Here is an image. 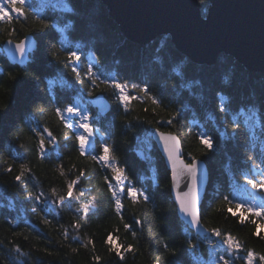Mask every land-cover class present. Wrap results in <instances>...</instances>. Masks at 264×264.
<instances>
[{
  "label": "trees",
  "instance_id": "16d2710c",
  "mask_svg": "<svg viewBox=\"0 0 264 264\" xmlns=\"http://www.w3.org/2000/svg\"><path fill=\"white\" fill-rule=\"evenodd\" d=\"M34 1L38 8L41 1ZM198 1L206 11L210 1ZM72 4L76 9L70 16L74 22L73 39L93 46L104 66H117L120 78L128 82L134 81L141 86L146 83L150 94L162 101L161 107L145 99L132 101L127 109L115 105L111 108L112 125L107 135L114 136L113 154L124 163L128 175L135 179L137 165H142L132 149L138 146L139 140L148 141V134L159 128L177 134L185 154L200 158L209 169L211 184L218 183L223 191L224 164L231 159L233 165L244 166L253 155L246 134L220 109L226 106L232 110L239 104L255 106L264 124V74L245 70L225 54L219 56L213 66L194 64L176 50L169 36L157 37L148 44L134 43L125 38L100 0H72ZM35 8L31 0V7L25 8L26 19L14 16L12 23H0L2 261L4 264H97L94 257L100 256L99 264H190L191 252H196L195 244L178 217L165 166L159 165L160 185L152 194V202H134L126 198L121 201V214H117L111 168L91 159L92 155L81 156L75 132L83 133V130L74 120L68 119L66 124L55 115L54 109L72 105L75 95L82 93L90 97L88 92L75 87L82 85L94 93L97 90L83 73L78 80L71 66H66L68 52L57 42L52 15L40 16L34 12ZM27 34L36 40L32 60L23 67L11 65L2 54V44L8 38L19 41ZM177 67L181 68L180 76L188 80L187 90H183L180 76L174 71ZM50 79L63 80L70 87L52 86ZM77 90L82 92L76 94ZM223 97L229 100L225 104ZM84 103L90 105L88 100ZM90 106L86 108L88 123L95 116ZM39 108H44V112H39ZM206 111L215 117L217 125L227 135L236 128V139L221 141L220 131L213 130V122L209 121V126L203 123L210 127L214 137V149L207 150L200 143V130L192 125L190 117L191 112L202 116ZM173 116L172 125L159 123ZM42 127H47L56 137L54 143L46 145L49 154L43 159L38 154L39 137L31 131ZM21 165L29 171L17 181L15 177L20 175ZM9 167L10 172L7 171ZM81 170L84 176L74 190L72 201L53 205V200L66 195L68 182ZM108 181L112 183L111 190ZM222 191L218 192L211 185V198L204 202L201 211L205 226L233 234L246 249L264 254V238H261L264 233L261 232V237L254 236L255 225L250 221L239 223V217L228 212ZM40 193L44 195L37 201ZM74 222L80 224L78 230L72 227ZM125 224L130 228L126 230ZM65 229L68 230L67 239L63 236ZM109 234L120 246L123 259L106 243ZM129 245L132 250L126 251ZM16 247L21 249L19 253Z\"/></svg>",
  "mask_w": 264,
  "mask_h": 264
},
{
  "label": "snow or ice",
  "instance_id": "6c2138e0",
  "mask_svg": "<svg viewBox=\"0 0 264 264\" xmlns=\"http://www.w3.org/2000/svg\"><path fill=\"white\" fill-rule=\"evenodd\" d=\"M55 3L63 5L62 8L59 10L68 13V14H74L76 9L74 8L72 4V0H54ZM26 7H31V0H0V23H12L14 16L16 18L23 17L27 18V14L25 12ZM14 14V15H13ZM44 27H48V25H44ZM72 23L69 22L68 25L65 27H60L59 31L64 32L66 28H71ZM15 29H13V32ZM9 45H12V40H9L7 42ZM27 45H28V38L26 37L25 40L17 42L14 44L15 52L18 53L19 57L21 58L19 60L20 64L24 63V59L26 58V51H27ZM32 46L36 47L35 40L32 41ZM80 45H77V48L80 49ZM55 55V53H54ZM91 59H94V57H90L89 65L87 68V71L84 72V77L87 78L91 86L98 87L97 81L100 79V76L103 75L102 73L93 72L94 65L91 63ZM80 60L81 55L80 51L78 50H69L67 53V64L66 66H71L72 72L75 74L77 79L79 80L81 77V73L79 71L80 68ZM176 71L177 75H182V71L180 67H177L174 69ZM11 76V73L9 74ZM14 78V77H12ZM81 82H83L81 80ZM103 83L109 85L112 87L115 92L118 94L119 102L125 106V109H127V106L131 101L142 99V97L138 95H130L129 94V84L127 81L121 82L117 77H105V79L102 81ZM51 83V82H49ZM132 89L138 90V92L143 93V99L151 100L152 104L156 107H161L162 101L158 100L155 96H152L149 91V86L145 83L143 86L139 84H133L131 85ZM89 95H91V92H89ZM227 97H223L224 101H227ZM155 108H153V112H155ZM227 107H221L220 111L227 112ZM243 110V109H242ZM39 112L43 113L44 108H39ZM147 111V109H145ZM55 115L60 118L61 122H64L67 124L68 119H72L75 121L76 125L79 129L83 130L82 134L76 135L75 139L78 143V152L81 156L86 155V153H91L95 151L94 145L89 143L90 137L93 135V128L88 123L89 121V115L82 106H72L69 104L66 107H57L54 109ZM181 113L178 111L177 115H180ZM258 115V112H257ZM175 117L173 116L172 119L168 120H161L159 123L172 125L173 120ZM210 119L215 120L214 116H210ZM233 121L235 123V117H233ZM195 122V121H194ZM71 127L72 125H67ZM264 127V125H262ZM32 132L36 134L37 137H39L38 141V148H39V156L41 159L45 158L48 153V149L46 147L47 144L54 143L56 141V137L53 135V133L47 128H32ZM237 129L234 128L231 135H227L225 132H220L219 135L223 139H236L237 135ZM153 135H157L159 137V140L163 142V148L164 151L167 153L168 160L171 162L172 166V177L174 183V187L179 189V179L178 177L181 175L187 174V177H190L191 183L190 185H186L188 187L187 192H181L177 191L176 194V200L179 203V210L181 213H183L186 217H190V223L193 225H199L200 224V218H199V210L197 206V197H196V190H197V169H198V162L193 159L191 163H185V161L181 158L180 152V140L177 138L176 135H173L172 133H164L161 132L159 129H156ZM67 139V137H66ZM199 140L202 145L206 147L207 150H212L214 147V140L213 137L208 134L207 132L201 131L199 133ZM91 159L97 162H102L105 165L109 166L111 168V172L113 173L112 179L116 182V186L118 190L112 191V196L115 197V210L117 214H121L123 205L120 199V196L124 194L125 188L123 186V181L127 180V176L124 173V169L119 166H113V160L114 156L112 155V149L108 144H104L102 147V152L99 155H92ZM249 160L252 161L251 167L252 168H260V165L253 160L251 156L248 157ZM22 171L20 175H17L15 179L19 181L21 177L24 175L25 171H29L28 169H24V166L21 165ZM11 167L7 169V171H11ZM63 170H61V175H63ZM84 176V171L81 170L80 174L74 179L68 182L67 184V192L66 195H61L58 197V200H53V205L60 204L63 205L66 201L71 202L74 198V190L76 186L80 183L81 177ZM186 177V178H187ZM106 180H108V177H105ZM247 183L251 185L252 189L256 190L257 192L264 191V170L261 171V178L259 180L255 179H249L246 177ZM110 190L112 189V183L111 181H108ZM53 196L56 195L55 189L52 190ZM31 195V193L29 194ZM43 193H40L36 196V200L39 201L41 197L43 196ZM80 196L83 195V192L79 193ZM126 195L128 198H130L132 201H137L139 198H143L145 202H147L150 197L145 195L144 192L139 191L134 186H127L126 188ZM253 200H255V197H253ZM225 201L231 205L232 202L228 201V198L225 197ZM235 209V210H234ZM234 209L232 206L228 207V212H230L233 216H236L237 213H239V223L244 224L246 221H248V216L246 214H250L253 217H258L262 220H264V205L260 206H253V205H244L241 203H236L234 205ZM45 223H48L46 220ZM139 223V221H137ZM250 223L256 226V231L253 233L254 236L261 237V231L264 230V224H261L258 222L257 219H251ZM73 228L79 229L80 224L78 222H74L72 225ZM125 229H129L130 225L125 224ZM212 233L220 238L223 242L225 247V253L227 254L228 258L226 259L225 256H220L219 260L223 262V264H232V257L234 255L238 256V254L241 251H244L246 254L242 257L245 264H256V261H259V264H264V254H258L252 249H245L244 245L241 244V242L236 239L234 236H232L230 233H222L219 229H213ZM132 235L135 236L136 233L133 231ZM63 236L65 239L68 238V230L65 229L63 232ZM264 238V237H261ZM73 239H78V237H73ZM88 243H92V241H88ZM106 243L109 245H112L110 248L111 251H115L116 254L123 259V254L120 252V246L116 245L114 242V238L111 234H109L108 239L106 240ZM167 247V245H165ZM132 246L129 245L126 249V251H131ZM15 251L19 253L21 249L19 247L15 248ZM73 251H76L73 249ZM94 260L99 264V261L101 260L100 256H95Z\"/></svg>",
  "mask_w": 264,
  "mask_h": 264
},
{
  "label": "water",
  "instance_id": "95a60500",
  "mask_svg": "<svg viewBox=\"0 0 264 264\" xmlns=\"http://www.w3.org/2000/svg\"><path fill=\"white\" fill-rule=\"evenodd\" d=\"M100 1L125 38L132 42L144 44L166 35L194 64L212 66L225 54L250 72L264 73V0H209L206 11L198 0ZM27 38L24 62L28 61V51L34 40L31 36ZM8 41L5 51L19 62L21 58L15 52V42L9 45ZM155 140L163 146L157 135ZM186 177V173L178 177L179 189L174 187L173 190L175 197L177 191H188L186 185H190L191 179ZM185 219L190 223V217ZM0 264H4L1 257Z\"/></svg>",
  "mask_w": 264,
  "mask_h": 264
},
{
  "label": "bare ground",
  "instance_id": "6f19581e",
  "mask_svg": "<svg viewBox=\"0 0 264 264\" xmlns=\"http://www.w3.org/2000/svg\"><path fill=\"white\" fill-rule=\"evenodd\" d=\"M217 60H218V59H217ZM216 63H217V61H216ZM216 63H215V64H216ZM215 64H214V65H215ZM212 66H213V65H212ZM181 81H182V80H181ZM181 81H180V82H181ZM70 95H74V94L70 93ZM192 157H194V158H195V156H192ZM195 160H196L197 162H200V163H202V162H201L200 160H198V159H195Z\"/></svg>",
  "mask_w": 264,
  "mask_h": 264
},
{
  "label": "rangeland",
  "instance_id": "374dc122",
  "mask_svg": "<svg viewBox=\"0 0 264 264\" xmlns=\"http://www.w3.org/2000/svg\"><path fill=\"white\" fill-rule=\"evenodd\" d=\"M61 40V37H59L58 35H57V42H59ZM151 41H153V40H151ZM144 44H147V43H144ZM116 93V92H115ZM117 94V93H116ZM117 96H118V94H117ZM115 242V241H114ZM116 243V242H115Z\"/></svg>",
  "mask_w": 264,
  "mask_h": 264
}]
</instances>
